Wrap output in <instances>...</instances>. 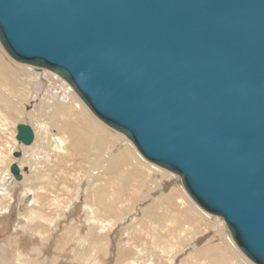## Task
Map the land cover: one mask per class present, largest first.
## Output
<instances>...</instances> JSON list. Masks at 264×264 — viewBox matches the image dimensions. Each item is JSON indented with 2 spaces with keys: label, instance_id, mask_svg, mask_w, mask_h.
<instances>
[{
  "label": "water",
  "instance_id": "95a60500",
  "mask_svg": "<svg viewBox=\"0 0 264 264\" xmlns=\"http://www.w3.org/2000/svg\"><path fill=\"white\" fill-rule=\"evenodd\" d=\"M0 43L65 79L264 264V0H0Z\"/></svg>",
  "mask_w": 264,
  "mask_h": 264
},
{
  "label": "rangeland",
  "instance_id": "374dc122",
  "mask_svg": "<svg viewBox=\"0 0 264 264\" xmlns=\"http://www.w3.org/2000/svg\"><path fill=\"white\" fill-rule=\"evenodd\" d=\"M0 52L13 69L12 89L2 86L3 82L0 81V264H124L123 261L129 256L136 257L139 264H144L153 258L155 250L164 248L167 251L171 244L176 245L172 247L176 250L175 247L179 246L176 242L180 239L175 237L182 224L189 231L193 230L191 235L197 234L205 237V240L214 238L215 243L220 242L218 234L212 232L209 225L206 227V223L197 220L196 214L186 210L182 212V208L161 200L154 204L151 196L157 195L160 188L176 185L187 200L197 206L200 213L203 212L201 215L208 223L221 219L225 224L222 217L206 212L191 199L178 174L144 159L125 134L98 119L71 85L58 74L14 60L1 43ZM13 82L16 83L15 87ZM24 88L28 90V101L18 95ZM44 97L45 104L35 109ZM72 97L110 131L108 137H103L106 148H101L102 137L95 132L90 137L80 135L76 146L67 148L59 156H53L51 141L57 125H60L59 119H64L52 117L53 106L61 101L62 104L69 102ZM19 122L29 124L34 129V141L30 145L25 146L15 139L16 124ZM113 134L118 135L117 138ZM125 145L137 154L134 156L143 158L145 166H136L137 159H128L123 166L118 165L109 174L90 177L95 167L101 165L102 153L103 156H119L124 153ZM16 150L21 152L20 156H13ZM13 162L20 166L22 178L19 180L9 171ZM137 167H140V171H137ZM114 177H117L115 181ZM121 179L122 191L119 192L116 188ZM169 179L176 182L171 183ZM91 191L102 195L109 206L106 211ZM33 196L38 197L36 201ZM149 204L152 215L147 216L145 212L143 214V209ZM119 208H122L121 212ZM102 223L108 228H103ZM225 230L228 232L227 226ZM184 235V241L191 236ZM234 245L240 256L246 258L249 264H255L240 251L236 243ZM189 251L190 247H187L184 253ZM154 256L157 257V254ZM231 264L239 263L235 260Z\"/></svg>",
  "mask_w": 264,
  "mask_h": 264
},
{
  "label": "bare ground",
  "instance_id": "6f19581e",
  "mask_svg": "<svg viewBox=\"0 0 264 264\" xmlns=\"http://www.w3.org/2000/svg\"><path fill=\"white\" fill-rule=\"evenodd\" d=\"M4 48V47H3ZM6 51V50H5ZM7 52V51H6ZM8 53V52H7ZM14 59V58H13ZM15 60V59H14ZM17 61V60H16ZM19 62V61H18ZM21 63V62H20ZM12 68V67H11ZM10 68L9 63L4 59L3 55L0 52V81L3 82L2 86L5 87H10L12 89V70ZM14 72V71H13ZM15 75V74H14ZM19 78V77H18ZM17 78V79H18ZM20 80V78H19ZM24 81V80H23ZM16 84V83H15ZM15 84L13 82V86L15 87ZM18 84V83H17ZM26 84V83H25ZM9 88V89H10ZM16 89V88H15ZM16 91H19L16 90ZM13 92V91H12ZM15 92V91H14ZM13 92V93H14ZM73 93V92H72ZM17 95V92H16ZM20 96H23V98L25 99V101L29 100V96H28V90L27 88H24L23 91L20 90V94H18ZM79 96V95H78ZM80 97V96H79ZM19 98V97H18ZM71 98V97H70ZM81 98V97H80ZM11 99V98H10ZM22 99V98H21ZM82 99V98H81ZM66 100V99H65ZM82 101L84 102V100L82 99ZM41 103H38L37 106H35V109H37L38 107H42L43 104H45V97L44 99H42V101H40ZM48 103V102H47ZM85 103V102H84ZM49 104V103H48ZM86 104V103H85ZM87 106V104H86ZM52 107V106H51ZM88 107V106H87ZM89 108V107H88ZM90 109V108H89ZM40 110V109H39ZM91 110V109H90ZM33 111V110H32ZM93 113V112H92ZM7 114V113H6ZM52 117L55 119L56 117L58 118H62L64 117V119H59L60 121V125H57V131L56 134L54 136V138L51 141V144L53 145V147H51V152L53 153V156H59L60 153H62L63 151H65L67 148H72L74 146L77 145V143L79 142V136L80 135H84L85 136H93L94 133H100L98 135H100V137H102V141H103V146L101 148L105 149L106 145V141L103 139V137H108L109 132L108 129H106V127L99 121H97L89 112L88 110L84 107V105H81V103H79L75 97H72L71 100H69V102L66 101V103L62 101L58 102L57 104H55V106H53V111H52ZM94 114V113H93ZM95 115V114H94ZM7 116V115H6ZM96 116V115H95ZM97 117V116H96ZM98 118V117H97ZM99 119V118H98ZM102 121V120H101ZM103 122V121H102ZM20 123V122H19ZM104 123V122H103ZM18 124V123H17ZM16 124V127H17ZM55 124V123H54ZM106 124V123H105ZM107 125V124H106ZM56 126V125H54ZM32 127V126H31ZM110 127V126H109ZM33 129V128H32ZM34 130V129H33ZM115 130V129H114ZM117 131V130H116ZM104 132V133H103ZM120 132V131H119ZM16 133H17V128H16ZM35 135V133H34ZM118 136V135H117ZM113 134V137H116ZM97 137V136H95ZM15 139H16V134H15ZM109 139V138H108ZM17 140V139H16ZM98 140V138L94 141L96 142ZM23 144L22 142H19ZM86 144V143H85ZM107 144V143H106ZM109 144V143H108ZM25 145V144H23ZM30 145V144H27ZM83 145V144H82ZM26 146V145H25ZM84 146V145H83ZM126 147H124V153H122L119 156H115L113 155H106L103 156L102 153V161L100 162L101 165L98 166L97 168L95 167L94 171L95 172H91L90 177L92 176V178H97L98 176H100L102 173L103 174H109L110 172H112L113 169H115L118 165L123 166L125 164V161L128 159H134L136 160V166L137 165H143L145 166V163L143 162V158H139L136 157V153H134L132 151V149L130 147H128L127 145H125ZM90 147V146H89ZM136 148V147H135ZM99 149V148H97ZM70 150V149H69ZM90 150V148H89ZM50 151V150H49ZM84 151V150H83ZM77 152L79 153L80 151L77 150ZM76 152V153H77ZM92 152V150H91ZM27 153V152H26ZM98 153V152H97ZM96 153V154H97ZM23 154V153H22ZM106 154V153H105ZM134 154H136L134 156ZM85 155V153H84ZM93 155V154H92ZM101 155V154H100ZM91 156V154H90ZM94 157V156H93ZM92 158V157H91ZM99 158V157H98ZM145 159V158H144ZM94 160H97V158H95ZM20 162V161H19ZM27 162V161H26ZM46 162V161H45ZM49 163V162H47ZM93 163V162H92ZM127 163V162H126ZM129 163V162H128ZM12 164V163H11ZM19 165V164H18ZM129 165V164H128ZM133 165V163H132ZM20 167V166H19ZM133 168V167H132ZM139 168L140 171V167ZM142 168V167H141ZM48 169V168H47ZM143 169V168H142ZM20 170V169H19ZM24 170V169H23ZM50 169H48L49 171ZM97 170V171H96ZM118 170V169H117ZM116 170V171H117ZM122 170V169H121ZM128 170V169H127ZM126 170V171H127ZM9 171H10V167H9ZM45 171V170H44ZM129 171V170H128ZM136 171V170H135ZM136 171V172H137ZM11 172V171H10ZM124 172V170H123ZM130 172V171H129ZM114 173V172H113ZM149 173V172H148ZM44 174V173H43ZM130 174V173H129ZM128 174V177L130 176ZM34 175V174H33ZM132 175V174H131ZM148 175V174H147ZM146 175V176H147ZM31 176V174H30ZM36 176V175H35ZM121 176V175H120ZM26 177V176H25ZM38 177V176H37ZM102 177V176H101ZM180 177V176H179ZM30 178V177H29ZM103 178V177H102ZM105 178V177H104ZM115 178L117 179V177H114V181ZM100 179V178H99ZM181 179V178H180ZM26 180V178H25ZM103 180V179H102ZM106 180V178L104 179ZM112 180V179H111ZM171 183H175V180L169 179ZM32 182V181H31ZM122 182L123 179H121V181H119V187L116 188L117 191H122ZM182 182V181H181ZM33 183V182H32ZM116 183V182H115ZM169 183V184H171ZM30 184V183H29ZM103 184V183H102ZM111 184V183H109ZM128 184V183H127ZM1 185V184H0ZM37 185V184H36ZM101 185V184H99ZM108 185V184H107ZM114 185V184H113ZM126 185V184H125ZM183 185V184H182ZM111 186V185H110ZM6 187V186H5ZM113 187V186H112ZM184 187V186H183ZM98 188V187H97ZM115 188V187H114ZM185 189V188H184ZM1 190V188H0ZM94 190V189H93ZM104 190V188H103ZM153 190V189H152ZM158 190V188L156 189ZM186 190V189H185ZM124 192V190H123ZM187 192V191H186ZM91 194L93 193L95 198H98V202L99 205H104L105 207H103V210L106 211L107 208V203L105 201H103V197L102 195H100V193L97 192H90ZM155 193V192H154ZM99 194V195H98ZM157 194V193H156ZM188 194V193H187ZM115 195V194H114ZM150 195H152V193H150ZM189 195V194H188ZM92 196V195H91ZM116 196V195H115ZM114 196V197H115ZM190 196V195H189ZM120 197V196H118ZM35 201L36 198H38L37 196H33L32 197ZM115 199V198H114ZM117 199V198H116ZM148 199V198H147ZM151 199L153 200L154 204H157L161 201H163L164 203L171 205L173 204L176 207H180V209L182 208V212H184L185 210L188 212H191V214H196L197 220H201L204 223L207 224L206 227H210V229L212 230V232L218 234L217 236H219V240L217 243H215L214 238L211 240H205V237H199L197 234L195 235H191V233H193L192 231H189L188 228H186L185 225H181V227H179L180 229L178 230L177 236L175 237L176 239H180L179 241L176 242L177 247L176 250H173V246H176L175 244H171L170 247L168 248V250L166 251L164 248L160 249V250H155L157 257L154 256L156 254L153 255V258H147L148 260H146V263L144 264H231L233 263L235 260H237V262L239 264H249L250 262H248L246 260V258L240 256V252L237 250V248L235 247V241L233 240L231 233L228 229V232H226L225 228L227 225L223 224V221H221V219H214L211 221V223H208L205 220V217H203V215H201V213L203 214V212L200 213L199 208L197 206H195L194 204H192L191 202H189L186 198V196L180 191V189L176 186V185H172V186H167L165 188H163L161 190H159L157 195H152ZM192 199V198H191ZM120 200V199H119ZM193 200V199H192ZM117 201V200H116ZM121 201V200H120ZM111 202V201H110ZM195 202V201H194ZM111 204H114V202H111ZM109 204V205H111ZM115 205H118L115 203ZM167 205V206H168ZM198 205V204H197ZM114 206V205H112ZM173 206V207H174ZM150 208V204L149 207L143 209V214L145 212V214L147 216H150L151 214V210ZM118 209V208H117ZM150 210V211H149ZM118 211H122V208H119ZM168 211V210H167ZM117 212V211H116ZM119 212V213H120ZM170 212V211H168ZM166 213V212H165ZM164 213V214H165ZM152 215V214H151ZM178 216V215H177ZM189 216H191L189 214ZM159 218V217H158ZM139 219V218H138ZM157 219V218H155ZM223 219V218H222ZM224 220V219H223ZM159 221V220H158ZM140 222V220H139ZM181 222V221H180ZM225 222V221H224ZM156 223V222H155ZM160 223V222H159ZM225 225V227H224ZM101 226L104 228H108L106 227L107 225H105L104 223L101 224ZM194 228H196V225H193ZM178 227V226H177ZM201 227V226H200ZM191 228V227H190ZM199 228V227H198ZM165 229V228H164ZM175 229V228H174ZM158 230V229H157ZM176 230V229H175ZM209 231V229H208ZM105 233V232H104ZM157 233V232H156ZM159 233V232H158ZM184 233L190 234L191 236L188 237L187 240L184 241L185 239V235ZM229 233V234H227ZM92 234V233H91ZM200 234V233H199ZM204 235V234H203ZM214 235V234H213ZM202 236V235H201ZM231 236L232 240L234 241V243L232 242L231 238L229 237ZM154 238V237H153ZM155 239V238H154ZM157 240V239H156ZM184 241V242H183ZM183 242V243H181ZM154 245H157L156 241H153ZM224 245V247H229V248H223L222 246ZM236 246H238L236 244ZM187 247H190V251L187 253H184V250H186ZM174 248V249H175ZM239 248V247H238ZM240 249V248H239ZM229 250V251H228ZM241 251V250H240ZM186 252V251H185ZM242 252V251H241ZM243 253V252H242ZM138 254V253H137ZM143 254V253H142ZM244 254V253H243ZM139 255V254H138ZM245 255V254H244ZM147 256V255H146ZM246 256V255H245ZM144 257V256H143ZM247 257V256H246ZM248 258V257H247ZM249 259V258H248ZM141 260V259H140ZM124 264H139V261L137 260L136 257H131L129 256V259H126L125 261H123ZM143 262V261H142Z\"/></svg>",
  "mask_w": 264,
  "mask_h": 264
}]
</instances>
